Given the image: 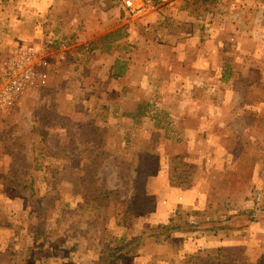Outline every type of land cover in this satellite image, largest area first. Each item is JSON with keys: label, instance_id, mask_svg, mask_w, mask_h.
I'll list each match as a JSON object with an SVG mask.
<instances>
[{"label": "rangeland", "instance_id": "1", "mask_svg": "<svg viewBox=\"0 0 264 264\" xmlns=\"http://www.w3.org/2000/svg\"><path fill=\"white\" fill-rule=\"evenodd\" d=\"M28 1L0 7L40 4ZM45 3L43 13L23 16L31 27L20 40L39 47L49 83L0 112V127L17 125L25 150L48 154L46 168L59 178L42 213L29 192L0 181V264L11 250L16 264L90 263L143 225L170 219L194 232L147 239L121 264H231L219 248L233 263L264 264V0H157L144 16L118 0ZM62 147L74 158L69 177ZM88 159L97 185L122 199L151 197L152 210L124 227L91 229L77 218L61 225L64 240L56 241L65 206L83 202L79 174ZM9 161L0 156L1 173ZM232 216H242L233 219L241 231L207 228ZM38 225L50 240L28 251V229Z\"/></svg>", "mask_w": 264, "mask_h": 264}, {"label": "trees", "instance_id": "2", "mask_svg": "<svg viewBox=\"0 0 264 264\" xmlns=\"http://www.w3.org/2000/svg\"><path fill=\"white\" fill-rule=\"evenodd\" d=\"M203 5H215L217 0H195ZM1 121V120H0ZM1 124H3L1 122ZM2 127V126H1ZM0 127V156L7 155L10 161L6 164L4 168L5 172H0V181H5L3 184L12 189L19 190L22 194L29 192L28 202L36 207L37 213H42L46 208V204L52 198H54L53 191L56 185L57 179L59 178L58 170H51L46 168L47 161L50 159L47 155L39 153L34 155L32 151L30 154L23 147V142L25 135L17 129V125L14 126L11 123ZM57 148V147H55ZM49 147L47 153L51 152ZM70 150V148H69ZM62 151L61 158L59 160L64 161L66 169L65 175L63 177H69L72 171L76 168L74 167V158L72 156L66 155L64 152L66 149L64 147L60 148ZM64 151V152H63ZM57 159V158H56ZM89 159L83 165L82 172L79 174L84 182L82 189L83 202L80 207L71 208L70 205H66L64 212L56 220L58 225L54 235H59L55 237L56 241H63V236L60 234L63 231L61 225L65 224L68 228L73 227L77 223L79 218H82L88 228L104 229L108 222L114 221V223L119 227H124L129 224V222L137 217L144 216L152 210L153 198L148 197L146 199H122L119 192L108 191L103 185H97L95 181L97 166L89 164ZM78 166V164H76ZM61 167V166H60ZM49 170L47 178L43 181H38L35 178L34 173L43 170ZM61 169V171H63ZM58 177V178H57ZM180 217V215H179ZM242 216H232L223 221L212 223L213 228L210 231L214 233L223 232H237L241 231L244 226L237 227L233 224V219ZM78 218V219H77ZM40 219V217H39ZM226 223V224H223ZM32 227V226H29ZM221 228V229H220ZM45 229L41 228L39 225L28 229V236L32 239V247L28 251L40 250L44 243L49 239L45 235ZM194 232L193 225L184 222L180 219H170L167 224H157V225H143L140 230L134 232L130 237L123 238L116 245L114 249L106 251L101 257L90 262V263H79V264H121L124 261H131L134 256H136L145 240L152 237H159L163 239L171 238L175 234L188 235ZM49 234V233H47ZM45 236V237H44ZM42 239V243L38 242ZM228 251V253H227ZM219 254H226V257L230 260L231 264H238L235 259L232 258V254L227 249H217ZM13 250L9 252V257L5 260L4 264H16L17 260L13 257ZM22 258L29 255V253L22 254L19 252V256ZM19 264H31L30 261L23 259Z\"/></svg>", "mask_w": 264, "mask_h": 264}, {"label": "built area", "instance_id": "3", "mask_svg": "<svg viewBox=\"0 0 264 264\" xmlns=\"http://www.w3.org/2000/svg\"><path fill=\"white\" fill-rule=\"evenodd\" d=\"M133 16H144L154 10L157 0H118ZM49 76L40 49L30 42H21L2 66L0 72V112L22 104L46 88Z\"/></svg>", "mask_w": 264, "mask_h": 264}, {"label": "crops", "instance_id": "4", "mask_svg": "<svg viewBox=\"0 0 264 264\" xmlns=\"http://www.w3.org/2000/svg\"><path fill=\"white\" fill-rule=\"evenodd\" d=\"M38 2L40 4H35L33 6L34 4L33 2L29 8H27L25 3L22 2H18L17 4H15L16 7H12V6L0 7V59L3 56H8L7 54L9 52L12 55L16 51L17 46L21 42H27L24 40L23 41L20 40L23 38V36L26 35L24 34V30H28L27 28L31 27L30 25L23 24L25 23L23 16L28 15L30 11L34 13H43L44 4L46 5L45 0L43 1L39 0ZM230 48L231 49L233 48L232 44H230Z\"/></svg>", "mask_w": 264, "mask_h": 264}]
</instances>
